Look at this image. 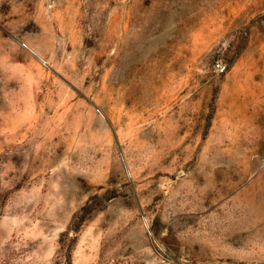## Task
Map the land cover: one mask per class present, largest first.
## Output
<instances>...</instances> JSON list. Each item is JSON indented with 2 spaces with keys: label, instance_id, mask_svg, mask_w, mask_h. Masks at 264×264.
I'll return each instance as SVG.
<instances>
[{
  "label": "rangeland",
  "instance_id": "obj_1",
  "mask_svg": "<svg viewBox=\"0 0 264 264\" xmlns=\"http://www.w3.org/2000/svg\"><path fill=\"white\" fill-rule=\"evenodd\" d=\"M0 264H264V0H0Z\"/></svg>",
  "mask_w": 264,
  "mask_h": 264
},
{
  "label": "built area",
  "instance_id": "obj_2",
  "mask_svg": "<svg viewBox=\"0 0 264 264\" xmlns=\"http://www.w3.org/2000/svg\"><path fill=\"white\" fill-rule=\"evenodd\" d=\"M217 70L220 72H224L226 70V66L223 64H217Z\"/></svg>",
  "mask_w": 264,
  "mask_h": 264
}]
</instances>
